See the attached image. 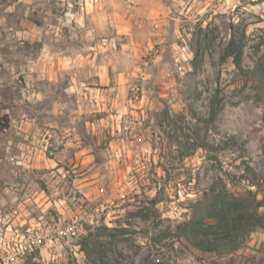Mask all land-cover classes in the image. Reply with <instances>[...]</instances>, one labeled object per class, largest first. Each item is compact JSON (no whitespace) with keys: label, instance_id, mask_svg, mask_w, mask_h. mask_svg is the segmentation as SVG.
<instances>
[{"label":"rangeland","instance_id":"1","mask_svg":"<svg viewBox=\"0 0 264 264\" xmlns=\"http://www.w3.org/2000/svg\"><path fill=\"white\" fill-rule=\"evenodd\" d=\"M67 1L0 0V264H264V229L222 256L178 235L212 190L263 197L264 0H169L102 51Z\"/></svg>","mask_w":264,"mask_h":264},{"label":"trees","instance_id":"2","mask_svg":"<svg viewBox=\"0 0 264 264\" xmlns=\"http://www.w3.org/2000/svg\"><path fill=\"white\" fill-rule=\"evenodd\" d=\"M236 49L235 40L233 39L227 47L225 57H232L235 66L241 69L242 53L236 51ZM197 55L198 52H196ZM251 73L255 88L264 101V54L259 58ZM213 112L212 120L201 121V123L206 124V130L209 129L210 122L215 119L216 110ZM194 140L198 148H202L207 152L214 151L209 150L211 146L207 144L204 138L196 136ZM231 144L235 145L234 141ZM242 151L244 150L242 149ZM190 153V151H186L183 156L188 157ZM211 158L217 160L214 155ZM243 162L245 164V161ZM250 170L251 167L247 165L245 171L249 172ZM244 176L230 175L232 180L243 179ZM261 194L263 197L259 198L258 192L248 190L244 197H238L227 192L216 194L215 190H212L206 195L208 201H211L209 206L202 207L203 203L198 204L191 219L179 227L178 235L190 247L199 251L220 256L231 254L245 244L257 229H264V214L261 213V209L264 208V187ZM91 252L92 256L96 254L94 250ZM87 254L91 256L89 252ZM92 264H96V262L93 261Z\"/></svg>","mask_w":264,"mask_h":264},{"label":"crops","instance_id":"3","mask_svg":"<svg viewBox=\"0 0 264 264\" xmlns=\"http://www.w3.org/2000/svg\"><path fill=\"white\" fill-rule=\"evenodd\" d=\"M73 2L84 5V10L79 12L76 22L84 27L82 34L85 33L98 41L97 47L92 49L99 51L110 50L109 45L117 48L116 39L121 34L129 35L145 25H150L153 33L155 26L160 27L172 18L169 0H73ZM100 26L105 33L99 32Z\"/></svg>","mask_w":264,"mask_h":264},{"label":"built area","instance_id":"4","mask_svg":"<svg viewBox=\"0 0 264 264\" xmlns=\"http://www.w3.org/2000/svg\"><path fill=\"white\" fill-rule=\"evenodd\" d=\"M84 10V5L82 3H75L73 0L67 1L66 3V9L63 14V21L65 25L71 26L73 25L77 19L79 12ZM20 93L24 98H28L30 93V85L29 84H23L20 87Z\"/></svg>","mask_w":264,"mask_h":264}]
</instances>
